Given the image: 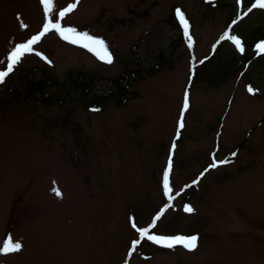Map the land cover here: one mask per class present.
I'll list each match as a JSON object with an SVG mask.
<instances>
[{
    "label": "rangeland",
    "instance_id": "rangeland-1",
    "mask_svg": "<svg viewBox=\"0 0 264 264\" xmlns=\"http://www.w3.org/2000/svg\"><path fill=\"white\" fill-rule=\"evenodd\" d=\"M71 3L61 26L102 39L112 62L49 31L0 83V247L22 246L0 254V264H264V56L245 66L223 39L203 74L228 71L223 79L205 81L200 66L190 75L221 33L264 36V8L256 0H53L49 19ZM44 23L41 0H0V70ZM119 75L128 79L124 104L107 97L96 109L72 87L86 81L91 95L118 94ZM137 228L195 235L197 247H164Z\"/></svg>",
    "mask_w": 264,
    "mask_h": 264
},
{
    "label": "snow or ice",
    "instance_id": "snow-or-ice-1",
    "mask_svg": "<svg viewBox=\"0 0 264 264\" xmlns=\"http://www.w3.org/2000/svg\"><path fill=\"white\" fill-rule=\"evenodd\" d=\"M78 2V0H77ZM41 3L44 7L45 12V23L43 25V28L41 32L35 36H33L31 39H29L26 43L18 44L16 45L8 54L7 56V66L5 70H0V83H3L5 78L8 77L11 72L14 70V67L16 64L19 63L21 58L28 53L33 52V45L39 42V40L46 35L49 31H55L57 32L63 39L68 40L69 42L73 44H80L81 46L88 48L89 51H93L99 58L105 60L107 63H111V55L107 51V48L105 47V43L102 39L92 37L88 35L87 33H80L77 32L75 28L72 27H62L60 20H62L67 14H69L71 11H73L76 7V3H71L62 10H60L57 14V19L55 22H53L51 19H49V13L53 9V0H41ZM253 7H259L264 8V0H256V3L253 5ZM177 16L179 19V22L183 26L184 34L189 39V47H191V37L188 34V22L184 18L183 13L177 9ZM22 27H25V25H22ZM221 39H231L233 44L237 47V49L241 52L244 51L241 41L235 37V36H229V33L225 32V34L221 37ZM257 49L259 52L264 53V42L257 45ZM36 55H40V53H35ZM249 93H253V89L251 87L248 88ZM188 107V96L187 92L185 93V100H184V109H187ZM95 110V109H94ZM181 116H183V112L181 113ZM184 124L181 120L179 122V128H183ZM175 147V145H173ZM233 156L235 153L232 154ZM229 161H220L219 163H228ZM217 162H213V164L210 167H216ZM172 167L171 163V157H169V163L168 167L164 171L163 176V187H164V193L165 196L169 198V200L173 199L174 197L171 195V187L169 185V171ZM203 175V174H202ZM195 183V182H194ZM56 192V195H61L58 189H54ZM179 195V193H177ZM185 212H192L193 209L189 206H185ZM163 211V210H162ZM159 219V216H157L154 221L153 225L155 224L156 220ZM133 227L135 228L136 225L133 224ZM137 231L139 233V236L141 239L147 238L148 240H151L157 244H160L164 247L172 248L175 245H182L185 249L191 251L194 250L197 247V236L193 235L191 237H181L177 236L174 238H164V237H156L153 235H149L148 229H138ZM139 240L133 241L132 249L129 252V255L132 254V251L136 249V246L139 244ZM21 244L19 242L13 243L11 239L5 240L3 242V246L0 247V254H7L11 252H16L21 249Z\"/></svg>",
    "mask_w": 264,
    "mask_h": 264
},
{
    "label": "trees",
    "instance_id": "trees-1",
    "mask_svg": "<svg viewBox=\"0 0 264 264\" xmlns=\"http://www.w3.org/2000/svg\"><path fill=\"white\" fill-rule=\"evenodd\" d=\"M242 6H244V5H241V7ZM241 7H239V8H241ZM237 12H239V10ZM170 15H171V17H169V18H170L171 24L173 26L177 27V29H178L179 25H177V22L174 19L175 15H173V12H171ZM259 34H261V33L259 31H257V33L253 34V36L252 35L251 36H247V37L244 36L242 39H239L241 41V45H242V47L244 49V51L242 52V54H243L242 60H243V64L245 66L249 65L250 61L254 60V58H258V57L264 56V53L259 52L258 49H257V45L259 44L258 42L261 41V39L263 40V38H264L263 34L262 35H259ZM223 35H224V33H221L220 36H217V38H216V40H215V42L213 44L215 46L211 47V52L208 55H206V57L198 59V60H196V61L191 63L192 69H191V74L190 75L194 76L195 69H196L194 66H200L202 68L201 69L202 73L200 75H201V77L204 76L203 78H204L205 81H207L209 83L210 82L213 83V81H219V80L223 79L222 78L223 75H225L228 71H223V73H220V75L216 76L217 78H215V77L208 78L205 75H203L204 74V69H205V66H204L205 63L210 60V58L213 56L212 54L217 50L218 47H220L222 45L221 43L224 40L221 39V37ZM170 44H171V42H170ZM219 44H221V45H219ZM157 56H158V58L162 57V50L158 51V55ZM156 68H157V65L155 66V69ZM81 76L83 77L84 74H82ZM92 79H93L92 76H90L88 78V81L91 83ZM119 81L123 82L124 85L122 86ZM114 82H115V80H114ZM73 84L74 85L72 87H74V89H79L80 94L82 95V97H84L86 99V104L88 103L90 105V107H93V108H96V109L99 108L100 104H98V103L102 99L104 100L107 97H111V98L115 99V102L117 103V105L118 104H124V103H126V100H127L125 97H123L122 90L128 84V79H127L126 76H123V75H119L118 78H117V82H115V84H114L115 89L118 92V94H114V92L110 91V93L107 94V96L103 95L102 97H96L95 95H91L90 94V90L91 89H90V87L87 86L89 83L86 82V81L85 82L84 81L83 82L75 81ZM34 90L37 91L38 88H35ZM44 98H45V96H44ZM44 98L42 99L43 101H44Z\"/></svg>",
    "mask_w": 264,
    "mask_h": 264
}]
</instances>
